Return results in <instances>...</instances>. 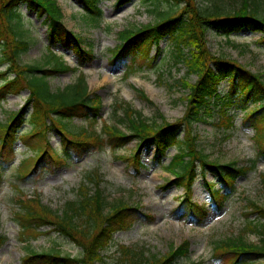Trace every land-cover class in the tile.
<instances>
[{
	"label": "trees",
	"instance_id": "obj_1",
	"mask_svg": "<svg viewBox=\"0 0 264 264\" xmlns=\"http://www.w3.org/2000/svg\"><path fill=\"white\" fill-rule=\"evenodd\" d=\"M87 14L90 27L100 26L103 18L101 0H78ZM130 0H118L119 5ZM158 6L154 23L143 27L125 29L119 33V44L111 50L114 65L128 67L125 77L135 71L140 61L154 62L150 57L153 48L160 51L163 40L171 43L174 64L184 68V77L179 80L187 90L186 112L181 119L171 123L162 119L161 123L144 119L140 112L126 107L123 130L118 125L104 121L100 132L96 125L101 116L103 100L90 90L87 79L80 73L74 84L63 89L52 90L50 77L71 69L67 62L51 52L47 66L38 64L21 65L17 58L28 50V40L24 39L23 17L20 7L23 2L39 9L46 16L49 45L61 44L63 48L74 50L81 63L93 60V52L84 47L82 36L71 33L65 26L62 10L56 0H0V44L2 54L0 65L9 64L5 72H0V104L10 95L21 92L29 93L25 107L12 112L6 122L0 123V174L16 159L17 142L26 147L18 166V176L23 180L39 174L47 161L55 165L66 164L70 149L90 150L92 146L108 145L112 149H122L127 144L137 141L131 155L118 158L128 164L130 174L137 177L142 163V151L149 145L157 147L155 160H162L168 149L175 146L177 154L170 160L167 171L174 179L168 181L164 189L171 186L182 188L184 196L178 199V208L174 213L180 218H189L201 224L209 216L208 204H199L193 200L192 189L195 181L207 173H213L214 181H206L209 203L221 210L224 200L235 190L236 179L253 170L258 160L264 159V82L263 73L247 70V64H241L224 55H216L209 48L207 34L209 29L217 31L226 39L243 29L261 34L259 45L264 48V16L259 13L260 0H242L235 9H224L217 3L212 8H200L198 0H155ZM172 8L171 12L160 10L161 4ZM179 11L176 14L174 11ZM27 33V30L26 32ZM229 44H232L228 40ZM151 66V65H149ZM13 76V78H10ZM196 81L191 82L190 78ZM222 82L230 84V89L222 99L219 86ZM140 97L148 102L150 98L144 90H138ZM254 102L258 107L245 115L243 125L254 130V140L258 155L250 167H239L235 162L227 164L219 160H208V155L201 149L194 133V126L213 115L214 106H220V127L231 129L234 116L228 114L231 107H246ZM30 115L26 117V110ZM84 120L88 124L74 128V120ZM29 125L30 129L22 131ZM60 137L61 148L58 150L51 143L50 134ZM30 153V155H29ZM94 188L85 184L79 187L77 199L67 202L62 209H51L38 195L27 196L22 190L17 198L18 208L15 221L19 226L20 240L27 244L22 264H99L103 263V253L107 250L114 236L132 227L135 216L148 220L155 217L145 215L141 205L130 204L124 199L111 203L104 197L100 179L90 178ZM219 185L220 189L216 186ZM224 191V192H223ZM256 215V219H250ZM246 226L242 233H259L264 242V206L249 201L245 214ZM47 230V231H46ZM56 232L77 246L80 254L73 257L53 249L40 253L28 244L29 241ZM7 242V237L0 235V248ZM190 243L185 241L179 248L171 247L166 255H153L151 258L124 248L127 255L133 256L128 264H173L189 253ZM214 257L222 264H256L264 258V246L246 241L242 234L226 237L214 243ZM194 264V263H193ZM202 264V263H195Z\"/></svg>",
	"mask_w": 264,
	"mask_h": 264
},
{
	"label": "rangeland",
	"instance_id": "obj_2",
	"mask_svg": "<svg viewBox=\"0 0 264 264\" xmlns=\"http://www.w3.org/2000/svg\"><path fill=\"white\" fill-rule=\"evenodd\" d=\"M56 1L65 15V26L73 34L82 36L83 46L89 47L93 52V60L81 63L72 50L65 49L60 44L50 49L46 16L41 15L39 9L23 2L19 11L24 21V39L28 40L29 48L17 58L22 66L38 64L45 68L49 49L63 57L72 69L78 71L50 77L48 80L54 91L74 84L79 73L83 72L90 90L103 100L101 116L96 125L99 132L104 121L110 125L116 124L124 130L125 124L120 120L123 119L127 106L140 112L144 119L158 123L162 119L174 123L184 116L188 92L179 80L185 76V71L180 65L174 64L168 39L163 40L160 51L155 48L152 50L150 57L155 60L152 66L140 61L129 78L125 77L128 67L124 64L114 65L111 60V50L118 46L121 31L154 23L157 14L151 10L158 6L155 0H130L124 6H119L118 0H101L103 18L100 26L93 28L88 25L87 14L78 0ZM241 1L198 0V3L200 8H212L217 3L224 9H235ZM258 7L260 15L264 16V0H260ZM159 9L169 12L172 10L164 3ZM174 11L176 14L180 13ZM207 40L214 54L224 55L241 64L251 62L247 65V70L262 72L264 82V48L258 44V33L244 29L227 38L232 42L229 44L220 33L209 29ZM2 46L1 43L0 59ZM8 67V63L0 65V72H5ZM190 81L195 82L196 78L192 77ZM138 90H144L151 102L143 100ZM228 91L229 85L225 84L221 87V97H225ZM28 95L27 91H23L21 94L8 96L0 104V123L6 122L10 113L24 108ZM214 106L213 116L194 126L199 147L204 149L210 161L219 160L220 163L227 164L235 162L241 168L252 166L258 148L253 137L254 130L243 126V121L245 115L255 109L257 104L250 103L246 108L229 109L228 114L235 118L231 129L219 126L220 116L217 111L220 106ZM30 112V109L26 110V117ZM72 123L74 128L79 129L88 124L82 119ZM26 129H30L29 125L23 127L22 131L25 132ZM50 135L52 145L60 150V137L55 133ZM136 146L137 142H132L122 149H112L108 145L92 146L90 150L73 148L68 152L69 160L66 164L58 166L49 159L38 175L23 180L19 178L17 168L27 149L19 141L16 144L19 153L17 160L1 169L0 174V235L7 237V242L0 248V264H22L27 251V244L20 240V229L14 216L18 208V189L27 196L38 195L51 209H62L67 202L77 199L79 187L83 184L93 189L94 182L90 178L97 177L101 181L100 187L107 201L113 203L124 199L130 204L139 203L145 215L155 217L154 220H148L139 215L135 216L132 227L119 231L114 236L103 253V263L99 264H128L126 261L133 254L127 255L124 248L151 258L153 255H166L172 246L177 249L185 241L190 243L188 255L173 264H222L214 257L215 241L226 237L237 238L241 234L247 242L264 246L261 234L242 233L246 226L245 214L249 201L264 206V160H258L253 170L236 179L234 193L224 200L221 210L209 206L208 218L199 224L189 218L181 219L174 213L179 206L178 199L184 195L183 190L176 187L164 189L165 183L172 178L167 168L171 158L177 154L176 148H169L166 158L156 162V147L147 146L142 151L144 166L140 175L134 177L128 170V164L118 157L133 154ZM205 180L216 181L213 173H207L205 178L201 175L196 181L192 189L193 200L200 204L210 200ZM216 188L220 189V186ZM256 218V215L250 217ZM28 244L40 253L56 249L73 257L80 254L76 245L56 232L42 235ZM256 264H264V258Z\"/></svg>",
	"mask_w": 264,
	"mask_h": 264
}]
</instances>
